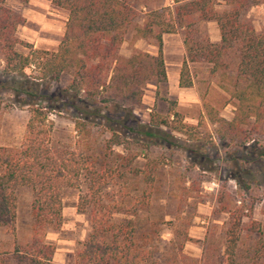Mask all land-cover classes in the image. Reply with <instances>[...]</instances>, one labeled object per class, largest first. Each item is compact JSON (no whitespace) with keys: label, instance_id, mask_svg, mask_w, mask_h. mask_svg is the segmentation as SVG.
Listing matches in <instances>:
<instances>
[{"label":"trees","instance_id":"obj_1","mask_svg":"<svg viewBox=\"0 0 264 264\" xmlns=\"http://www.w3.org/2000/svg\"><path fill=\"white\" fill-rule=\"evenodd\" d=\"M171 1L148 9L138 24L132 0H51L67 19L57 49L47 50L18 36L24 17L0 0V72L14 78L13 90L28 96L26 104L39 90L54 103L51 108L30 105L20 142L0 143V232L5 235L0 264H60L46 236L62 224V190L81 187L77 211L87 215L89 231L76 242L73 264H264V218L252 216L253 200L247 205L253 181L245 184L248 195L237 191L234 200L227 186L220 187L216 211L227 218L206 231L200 257L184 252L192 239L182 228L192 214L180 213L181 204L200 193L193 168L202 167L200 152L215 147V140L242 149L252 144L254 155L243 157V163L264 156L253 143L264 137V28L256 30L242 16L264 0ZM210 21L216 23L218 42L200 27ZM129 29L134 40L153 43L157 52L135 49L122 55ZM179 30L185 56L178 86H192L190 64H209L234 108L231 118L204 97L195 124L184 121L173 100L158 99L146 122L133 112L145 84L167 82L162 36ZM64 75L70 78L59 87ZM2 109L0 100V114ZM51 110L70 112L72 135H58ZM180 152L189 156L190 166L173 174ZM169 173L174 176L168 178ZM19 187L31 192L24 240L16 237ZM160 199L174 200L175 211H159ZM169 214L179 227L161 250L160 232Z\"/></svg>","mask_w":264,"mask_h":264},{"label":"rangeland","instance_id":"obj_2","mask_svg":"<svg viewBox=\"0 0 264 264\" xmlns=\"http://www.w3.org/2000/svg\"><path fill=\"white\" fill-rule=\"evenodd\" d=\"M22 1L7 0V4L12 7V5ZM132 1L137 9V16L134 21L138 24L142 23L144 14L148 9L173 4L171 0ZM218 8H224L223 4L219 5ZM242 16L256 30H262L264 28V3L244 9ZM200 27L203 33L208 34L211 41H219V31L215 22H204L201 23ZM132 33V29H129L125 34L124 42L119 49L122 55L128 56L135 49L148 51L153 54L157 52V47L153 43L145 39L134 40ZM162 38L163 57L168 61V65L166 62L165 65L170 75V83L167 81L158 86L153 82L145 84L141 104L135 106L133 110L135 115L141 121L146 122L150 109L158 99H167L175 101L176 109L182 113L186 123L195 124L203 110L201 97H204L216 107L221 108L220 113L223 117L231 118L234 108L229 102V96L218 87L216 77L211 75L209 64H190L193 77L192 86L179 87L178 84L174 83L177 63H179L182 56H185L182 32L179 30L175 33H165ZM69 78V75L62 76L58 86L64 87ZM13 79V77L0 72V100L3 106L0 114V143L5 145H15L20 142L29 116L30 105L45 106L46 108L54 107L53 102L41 96L40 90L39 95L31 100L30 105L26 104L28 96L13 90L17 86V84L12 83ZM56 88L53 85L50 91ZM23 99H26L25 102H23ZM165 108L162 107V109ZM51 111V116L59 127L58 135L61 137L72 135V123L68 119L70 112L66 110L60 112ZM215 143V147H205V149H202L203 152H200L201 155L199 157L203 161L202 167L196 166L193 168L196 169L197 178L200 180L199 195L196 198H189L180 207L182 215L192 214L190 224L183 226V228L180 227V229L182 228L183 230L186 227L188 236L192 239L185 242L184 252L195 257H200L201 255L202 240L206 231L212 228L213 225H221L222 221L227 218L226 213L216 211V201L221 186L225 185L229 188L234 200L237 191H246L243 194L246 197L249 190L245 188V184L253 181L250 184L252 196L248 198L247 205L254 201L252 216L258 220L264 218L262 211L264 208V156H257L250 162L243 163L241 162L243 157L251 158L254 155L252 144H246V149H242L234 145L224 147L217 140H215ZM253 143L264 150V137H259L258 141ZM202 153H205L209 158H203ZM174 158L176 162L171 169L173 174L176 173L175 170L181 169L182 166H190V158L186 153L180 152ZM247 171H251V174ZM173 174L169 173L168 178L173 177ZM251 175H255V182ZM83 190V187L64 188L62 190V224L57 231H49L46 236V240L55 245L53 259L60 264H73L76 242L82 240L89 231L87 215L77 211L78 196ZM16 197V237L18 240H24L29 235L31 192L26 187H19L16 191ZM158 202L164 205L159 211H175L176 209L177 204L174 200L165 202V200L160 199ZM171 217L170 214L166 215L165 221L167 222L162 224L159 242V249L161 250L168 247L175 226L179 227V223L171 222ZM214 232L217 235L218 229ZM0 239H5L3 232H0Z\"/></svg>","mask_w":264,"mask_h":264},{"label":"crops","instance_id":"obj_3","mask_svg":"<svg viewBox=\"0 0 264 264\" xmlns=\"http://www.w3.org/2000/svg\"><path fill=\"white\" fill-rule=\"evenodd\" d=\"M24 17L25 21L17 27V34L20 38L32 43L34 47L55 50L65 31L67 13L55 8L51 0H26L12 5ZM164 35V34H163ZM164 38V37H163ZM216 40V39H214ZM184 56L177 63L174 83L178 84L179 70ZM164 62L168 61L164 57ZM165 67H167L165 65ZM168 82L170 75L166 68Z\"/></svg>","mask_w":264,"mask_h":264}]
</instances>
